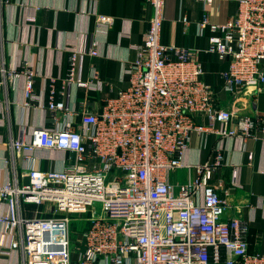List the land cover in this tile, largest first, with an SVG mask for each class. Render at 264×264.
I'll return each instance as SVG.
<instances>
[{
  "label": "built area",
  "instance_id": "obj_1",
  "mask_svg": "<svg viewBox=\"0 0 264 264\" xmlns=\"http://www.w3.org/2000/svg\"><path fill=\"white\" fill-rule=\"evenodd\" d=\"M142 1L152 14L127 69L128 86L98 111L81 112L79 123L67 119L73 112L55 99L51 86L46 108L55 125L36 128L30 143L10 142L17 153L34 147L66 153L61 170L30 169L23 184L0 185V198L8 204L0 232L13 237L9 249L20 250L19 264H264V255L247 250L246 222L223 218L228 190L220 195L210 183L222 166L219 147L210 160L194 165L192 181L168 180L170 171L183 166L193 133L248 138L260 118L243 114L229 125L237 109L218 106L200 50L160 42L165 0ZM97 21L112 24L110 16L98 15ZM205 24L214 32L206 50L228 61L220 75L224 90L234 103L257 95L264 84V0H238L224 23L204 16L199 25ZM84 53L99 54L95 40L87 50H70L71 79ZM22 71L24 94L31 98L36 73ZM236 177L233 171V185ZM20 204L44 205L48 215L35 210L25 217ZM75 220L87 227L75 231ZM4 253L9 251L0 247Z\"/></svg>",
  "mask_w": 264,
  "mask_h": 264
},
{
  "label": "crops",
  "instance_id": "obj_2",
  "mask_svg": "<svg viewBox=\"0 0 264 264\" xmlns=\"http://www.w3.org/2000/svg\"><path fill=\"white\" fill-rule=\"evenodd\" d=\"M237 3L164 2L160 42L200 50L204 78L215 90L218 106L237 109L229 125H236L243 114L260 118L248 138L193 133L182 155L183 166L170 171L168 180L174 185L192 181L194 165L210 160L219 147L222 166L210 183L218 187L220 195L228 190L223 218L238 217L246 222L248 252L264 255V84L257 95H242L234 103L220 76L228 68V61L206 50L214 32L209 24L199 25L204 16L209 22L224 23L236 12ZM151 14V6L142 0H0V185L23 184V174L30 169L64 168V151L34 147L17 153L10 149V142L22 139L30 143L36 128L55 125L46 108L51 86L55 99L63 100L73 112L66 116L73 123H79L81 112L98 111L107 98L126 88L127 69L135 60L136 47L142 42ZM98 15L110 16L112 24L98 22ZM91 40L97 43L99 54L77 56L71 79L70 50H87ZM24 67L36 73L31 98L24 94ZM75 79L86 85L79 86ZM62 121L60 118L59 124ZM233 171L237 173V185L232 184ZM197 200H201V193ZM44 207L20 204V212L25 217H32L35 210L41 211L39 215H48ZM7 208V202L0 198V214ZM86 227L84 221L82 229ZM12 238L0 232V247L9 251L0 254V264L21 262L20 250L9 249ZM103 263L99 260L96 264Z\"/></svg>",
  "mask_w": 264,
  "mask_h": 264
},
{
  "label": "rangeland",
  "instance_id": "obj_3",
  "mask_svg": "<svg viewBox=\"0 0 264 264\" xmlns=\"http://www.w3.org/2000/svg\"><path fill=\"white\" fill-rule=\"evenodd\" d=\"M96 209H97V211H100V205L99 204H96ZM74 222H75L74 224L76 227V228H74L75 231L80 230L82 225L84 224V222L82 220H75Z\"/></svg>",
  "mask_w": 264,
  "mask_h": 264
},
{
  "label": "trees",
  "instance_id": "obj_4",
  "mask_svg": "<svg viewBox=\"0 0 264 264\" xmlns=\"http://www.w3.org/2000/svg\"><path fill=\"white\" fill-rule=\"evenodd\" d=\"M75 228V227H74Z\"/></svg>",
  "mask_w": 264,
  "mask_h": 264
}]
</instances>
